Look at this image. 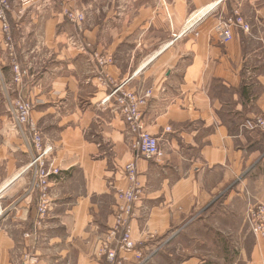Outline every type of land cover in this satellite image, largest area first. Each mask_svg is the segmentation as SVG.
Segmentation results:
<instances>
[{
  "label": "crops",
  "instance_id": "0c3cea01",
  "mask_svg": "<svg viewBox=\"0 0 264 264\" xmlns=\"http://www.w3.org/2000/svg\"><path fill=\"white\" fill-rule=\"evenodd\" d=\"M65 8L84 12L82 31ZM235 10L250 31L233 28L223 43L218 24ZM9 19L23 80L1 43L0 87L35 101L31 121L63 172L37 236L26 237L39 193L23 173L26 142L0 115V264H113L100 249L132 161L145 185L133 238L147 259L129 253L123 264H264V238L246 221L264 201V131L242 127L264 116V0H55L42 12L15 5ZM96 53L112 59L117 82L152 90L142 117L163 159L135 157L115 99L103 103L111 88L99 83Z\"/></svg>",
  "mask_w": 264,
  "mask_h": 264
},
{
  "label": "built area",
  "instance_id": "2783aa9c",
  "mask_svg": "<svg viewBox=\"0 0 264 264\" xmlns=\"http://www.w3.org/2000/svg\"><path fill=\"white\" fill-rule=\"evenodd\" d=\"M214 1L219 4L223 0ZM18 4L31 6L42 12L55 4V0H0V34L2 38L0 44H3L12 61L15 80L21 82L23 71L16 55L13 29L9 19V13ZM63 13L67 20L74 24L79 31L83 30L85 21L83 12L65 8ZM19 14L21 15L22 11H19ZM236 27L245 32L250 31V25L245 21L239 10H235L232 16L220 20L218 24L223 43L233 39V28ZM70 44L84 52L91 47L90 43L84 38H71ZM94 61L99 68L97 75L99 83L111 88L110 93L103 99V103L106 104L112 98L115 99L116 109L122 115L127 131L132 136L131 148L135 152V157L147 160L163 159L165 151L161 146L160 139L148 132L142 117V108L152 98V90L128 89L126 87L128 80L117 82L113 79L106 71V67L113 62L109 56L96 53L94 54ZM6 99V107L10 115V128L25 140L30 156L29 163L23 171L29 179L28 190L30 192L38 191L39 193L36 230L25 233V236H37V229L46 220L51 208L52 184L62 176L63 168L55 157L54 144L47 142L42 132L31 121L36 105L35 101L23 95L12 97L9 92H6ZM242 127L248 130L264 131V116L257 115L248 118L242 124ZM124 172L129 180V185L117 190L115 224L100 249V254L106 256L107 260L113 264H123L129 253H133L139 261L147 259L143 250L138 247L133 238L132 225L133 219L137 216V204L142 200L145 192V185L140 180L136 161L128 163L124 168ZM246 221L255 236L264 238V201L249 206L246 212ZM116 236H118L117 247L112 248L110 240ZM26 259L29 264H37V257L26 256Z\"/></svg>",
  "mask_w": 264,
  "mask_h": 264
},
{
  "label": "rangeland",
  "instance_id": "374dc122",
  "mask_svg": "<svg viewBox=\"0 0 264 264\" xmlns=\"http://www.w3.org/2000/svg\"><path fill=\"white\" fill-rule=\"evenodd\" d=\"M81 12H83L82 10H80ZM84 13V12H83ZM1 86V84H0ZM0 101L3 105V109H0V115H4L7 117V120L10 121V115L7 111V107H6V103H7V99H6V95L4 94L3 90L0 87ZM9 127V125H8ZM12 130V129H11ZM12 132H14L16 134V132L14 130H12Z\"/></svg>",
  "mask_w": 264,
  "mask_h": 264
}]
</instances>
